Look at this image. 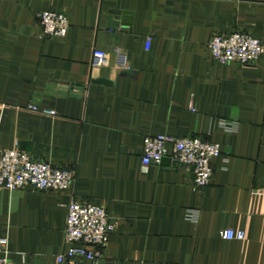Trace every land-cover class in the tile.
<instances>
[{
  "label": "crops",
  "instance_id": "obj_1",
  "mask_svg": "<svg viewBox=\"0 0 264 264\" xmlns=\"http://www.w3.org/2000/svg\"><path fill=\"white\" fill-rule=\"evenodd\" d=\"M46 11L68 18L65 37L44 38ZM111 11L130 25L109 29ZM237 31L264 46V0H0V160L17 146L75 177L60 192L0 189L13 264L55 263L71 202L106 208L114 264H264V54L221 65L208 49ZM159 135L218 144L210 185L169 161L145 172L144 140Z\"/></svg>",
  "mask_w": 264,
  "mask_h": 264
},
{
  "label": "built area",
  "instance_id": "obj_2",
  "mask_svg": "<svg viewBox=\"0 0 264 264\" xmlns=\"http://www.w3.org/2000/svg\"><path fill=\"white\" fill-rule=\"evenodd\" d=\"M44 38H63L70 23L62 14L52 11L39 15ZM149 42L147 48H149ZM212 60L221 65L254 66L264 54V46L247 32L237 31L216 35L208 43ZM104 51H94V66L108 63ZM121 66L126 67L125 56ZM33 113L56 118L55 112L42 111L30 106ZM222 155L221 147L202 138H176L159 135L144 140L142 168L147 172L151 166L162 167L166 161L194 173V185L204 189L210 185L214 173L213 161ZM72 170L34 161L17 146L3 152L0 160V189L15 192L31 188L37 192H60L74 184ZM115 224L106 208L95 202H71L65 231V250L53 264H114L104 257V250ZM225 240L244 241V232L226 231ZM0 264H13L10 260L7 241L0 240Z\"/></svg>",
  "mask_w": 264,
  "mask_h": 264
},
{
  "label": "water",
  "instance_id": "obj_3",
  "mask_svg": "<svg viewBox=\"0 0 264 264\" xmlns=\"http://www.w3.org/2000/svg\"><path fill=\"white\" fill-rule=\"evenodd\" d=\"M130 14L126 12H120V11H111L110 16H109V29H116L119 26H125V25H130L129 24V19H130ZM116 17V20H113V18ZM103 83H107L104 81Z\"/></svg>",
  "mask_w": 264,
  "mask_h": 264
}]
</instances>
